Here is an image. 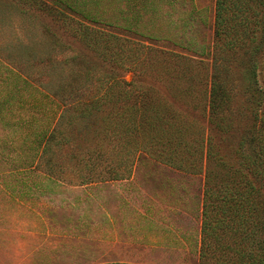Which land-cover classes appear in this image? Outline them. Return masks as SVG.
I'll use <instances>...</instances> for the list:
<instances>
[{
  "label": "rangeland",
  "instance_id": "obj_1",
  "mask_svg": "<svg viewBox=\"0 0 264 264\" xmlns=\"http://www.w3.org/2000/svg\"><path fill=\"white\" fill-rule=\"evenodd\" d=\"M215 14L216 0H0V264L97 263L95 230L122 195L109 183L120 123L139 106L158 111V138L173 131V149L196 151L195 164L210 140L220 164L238 166L236 147L264 106V46L251 56L234 31L217 36ZM137 163L126 194L182 229L169 246L131 248L129 261L201 264L204 176L156 157Z\"/></svg>",
  "mask_w": 264,
  "mask_h": 264
},
{
  "label": "trees",
  "instance_id": "obj_2",
  "mask_svg": "<svg viewBox=\"0 0 264 264\" xmlns=\"http://www.w3.org/2000/svg\"><path fill=\"white\" fill-rule=\"evenodd\" d=\"M227 4H230V7ZM227 19L239 20L240 28H233L234 24L229 27ZM230 31H234L237 40L233 46H247L248 54L257 55L264 46V0H216L215 34L227 35ZM253 63L256 67L257 64ZM249 73L252 78H256L255 69H250ZM255 91L259 97L256 103L261 106L264 91ZM215 93L216 86L212 85L211 111L216 106ZM156 111L152 109L147 114V106H139L135 109L137 119L131 117L120 123V132L125 130L126 137L121 154L118 155L116 166L119 172L115 170L111 179H122L129 174L132 165L139 158L138 154L141 153L156 157L168 166L196 174L203 170L205 182L200 263L208 264L210 261V264H264V106L255 117L254 129L244 132L236 147L238 166L235 169L227 166L228 164L223 165L224 162L214 153L210 140H207L206 155L203 156L206 157L207 166L204 165L202 169V151L197 160L199 164H195L196 151H191L190 148L173 149L176 141L173 131L170 132L172 135L168 133L167 137L159 139L157 126L161 117ZM125 127L127 128L124 129ZM132 129L137 132L136 136ZM158 144L163 148H158ZM211 163L214 169L210 168ZM219 165L225 170L221 188L214 183V170Z\"/></svg>",
  "mask_w": 264,
  "mask_h": 264
},
{
  "label": "crops",
  "instance_id": "obj_3",
  "mask_svg": "<svg viewBox=\"0 0 264 264\" xmlns=\"http://www.w3.org/2000/svg\"><path fill=\"white\" fill-rule=\"evenodd\" d=\"M147 156L145 153L138 154L134 165H132L131 172L125 175L122 179L113 180L116 194L117 191L122 195L109 198V208L105 217L100 220L95 232L97 238H101L97 243V257H99L95 264H134L129 261L128 254L131 253V248L146 249L158 246H169L168 242H172L175 238L180 236L182 227L172 218L167 222L160 223L158 217L154 213H149L144 209V205L149 204V199L141 198L139 196H128V183L133 181L136 183L135 173L137 161L142 157ZM163 164H161L162 166ZM167 168L186 174L188 176L205 175L203 173H192L186 169H178L168 165H163ZM183 174V175H184ZM140 188V182L137 184ZM204 186V183H203ZM204 188V187H203ZM155 201V200H154ZM153 205L155 203L153 202ZM203 205V192H202ZM200 234L202 222V208L200 211ZM106 238V239H105ZM148 242V244H147Z\"/></svg>",
  "mask_w": 264,
  "mask_h": 264
}]
</instances>
